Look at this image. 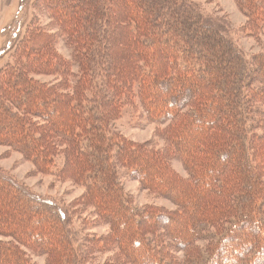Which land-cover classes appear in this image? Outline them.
I'll list each match as a JSON object with an SVG mask.
<instances>
[{
  "label": "trees",
  "instance_id": "obj_1",
  "mask_svg": "<svg viewBox=\"0 0 264 264\" xmlns=\"http://www.w3.org/2000/svg\"><path fill=\"white\" fill-rule=\"evenodd\" d=\"M235 2L257 37L264 0ZM32 9L0 66V144L85 191L59 208L0 167L9 239L0 264H34L24 248L47 264H264V51L245 56L193 0H33ZM123 115L158 125L162 147L123 136L114 127ZM123 172L178 210L133 206ZM88 209L109 231L77 251L71 213ZM89 251L113 259L93 263Z\"/></svg>",
  "mask_w": 264,
  "mask_h": 264
},
{
  "label": "rangeland",
  "instance_id": "obj_2",
  "mask_svg": "<svg viewBox=\"0 0 264 264\" xmlns=\"http://www.w3.org/2000/svg\"><path fill=\"white\" fill-rule=\"evenodd\" d=\"M193 1L200 4L208 16L216 18L225 27V31L245 56L250 57L264 51V30L257 37L250 36L245 32L246 16L237 6L235 0ZM32 2L33 0H0V66L4 65L8 60L13 59L12 54L15 45L22 37L27 24L33 16ZM57 49L65 58L70 57V49L65 45L63 39L58 40ZM76 70L74 68V71ZM36 78L46 82H55L56 79L54 75L45 74H38ZM142 123V126L133 124L128 115H123L115 123L114 127L123 136L134 142L142 143L156 139L157 146L162 147L163 140L157 139L156 136V130L159 126L149 123L145 119H142ZM0 167L19 183L28 187L34 194L51 201L59 208L65 206L69 209V204L85 191L84 187L78 186L71 181L61 180L59 177L36 170L30 160H27L21 153L12 150L7 145L0 144ZM172 167L179 177L183 179L187 178L188 173L182 162L178 160L173 161ZM156 169L157 167H154V171ZM121 180L124 192L130 196L133 206L139 209L153 207L167 212L178 210L177 205L170 199L149 191L139 180L127 176L125 172L122 173ZM73 214L71 213L74 218L73 224L76 226L75 230L81 229V232H83V234H79L80 240L78 241L77 251L85 250L86 245L83 241L86 235L100 236L109 231L106 225L94 226L91 223L94 219L91 209H88L85 213L77 212ZM83 219H86L85 223ZM182 221L183 219L180 218L178 220H171L167 224L171 226L174 223L179 224ZM0 239L9 240L3 237H0ZM195 245L197 246V251L201 252L202 248L205 247V242L200 240ZM24 250L29 254L30 261L34 264L48 263L45 254H37L27 248H24ZM133 250L137 251L138 248L134 246ZM87 255L93 263H104L113 259V256L109 253H94L93 251H89ZM180 258H182V254H180ZM12 261V259L8 260V262ZM2 264L6 263L3 262Z\"/></svg>",
  "mask_w": 264,
  "mask_h": 264
}]
</instances>
